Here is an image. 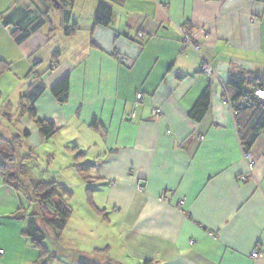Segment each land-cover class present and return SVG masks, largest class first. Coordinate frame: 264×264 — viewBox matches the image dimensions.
Wrapping results in <instances>:
<instances>
[{
	"label": "crops",
	"instance_id": "crops-1",
	"mask_svg": "<svg viewBox=\"0 0 264 264\" xmlns=\"http://www.w3.org/2000/svg\"><path fill=\"white\" fill-rule=\"evenodd\" d=\"M49 1L0 0V58L9 65L0 83L21 86L20 110V97L42 83L36 115L54 125L52 137H66L67 151L73 145L69 160L78 151L76 165H92L84 184L94 188L93 216L78 217V240L67 241L65 229L60 246L89 264H264V127L249 170L238 124L254 113L235 119L223 103L231 76H264V0H60L56 19ZM99 3L111 10L108 27L94 25ZM39 19L42 27L16 44L13 29L30 31ZM183 27L211 79L199 72L201 55L183 47ZM64 77L69 91L59 104L51 89ZM208 85L207 111L194 122L189 112ZM20 118L36 148L38 129ZM161 190L173 194L168 204L158 202ZM15 196L0 175V264H39L24 235L29 219L14 216L22 208ZM47 247L56 255L48 264H77L53 241Z\"/></svg>",
	"mask_w": 264,
	"mask_h": 264
},
{
	"label": "trees",
	"instance_id": "trees-1",
	"mask_svg": "<svg viewBox=\"0 0 264 264\" xmlns=\"http://www.w3.org/2000/svg\"><path fill=\"white\" fill-rule=\"evenodd\" d=\"M56 1L61 5L60 0ZM69 1L72 2V0ZM111 16L112 13L110 8L104 3H99L94 14V25L108 27L111 22ZM42 25L43 19H39L30 31H21L14 28L11 35L16 44H21L32 32L38 30ZM185 29L189 30L188 28ZM70 32L68 31L67 34H70ZM51 63H55L56 65L54 57ZM8 68L9 65L0 58V75L6 72ZM255 90L264 91V76L253 77L250 81L231 76L227 82L226 92L223 96V99H228V101L233 104L232 109L235 112V119H238L240 112L252 111L254 113L252 114V121L245 127H240V124H238V136L244 154L249 153V149L264 127V100L253 95ZM43 91L44 87L42 83L33 84L29 91L20 97V103L21 114H26L32 120L39 131L41 140H47L56 133V129L53 124L40 119L34 111V103ZM68 91L69 79L68 77H64L51 89V94L59 104H64L67 99ZM209 99L210 86L208 85L200 95L192 110L189 112V118L191 120L194 122L201 121L207 111ZM91 126L95 127V122H93ZM22 136L24 139L28 138L27 132L24 131ZM15 142L16 140H14V143ZM5 147H7L6 150H8V152L11 151L14 154V146L12 145L11 140L0 137V175L5 183L9 184L16 190L17 188L12 184L9 178L11 173L8 171V165H10L15 159L12 154L4 152ZM81 155V152L76 153L78 158L81 157ZM12 157L13 159H11ZM74 166L77 171L82 174L81 179L86 181L87 174L85 173H88L92 165L84 163ZM52 186V184H46L44 182H38L34 187L28 184V198L26 199L28 204L33 205V213H29L21 208L14 216L18 220L25 217L29 219L24 235L29 239L30 243L37 248L39 264H48L56 257L55 253L49 251L44 245L47 237L51 238V240L58 245L62 254L76 259L78 261L77 264H89L83 260L78 251L64 249L60 246V238L67 225L71 211L64 203L51 202L52 198L55 196ZM89 205L94 208L92 202H90ZM44 210L48 212L46 216L43 214ZM96 213L98 214V212Z\"/></svg>",
	"mask_w": 264,
	"mask_h": 264
},
{
	"label": "rangeland",
	"instance_id": "rangeland-1",
	"mask_svg": "<svg viewBox=\"0 0 264 264\" xmlns=\"http://www.w3.org/2000/svg\"><path fill=\"white\" fill-rule=\"evenodd\" d=\"M61 10H63L62 4L59 5L56 0H51L49 11H51L52 17L56 19ZM5 83H0V137L11 140L14 146V154L11 151L8 152L6 150L7 147L4 148V152L12 154L15 159L8 165V171L11 173L9 178L17 188L15 201L21 203L24 210L33 213V205L28 204L26 199L28 198V184L33 187L38 182L52 184L55 196L51 202L64 203L71 211L65 228L66 232L64 231L65 229L63 230L66 240L77 241L79 237L77 230H75L77 228L75 221L79 220L78 217L80 218L81 215L84 217L86 215L93 216L88 209L87 203H95L92 199L94 188L84 184L86 181L81 180L82 174L80 175V172L73 165L72 159L76 165L78 157L74 155L69 160L68 155H72L70 151L73 145L67 151L68 144L66 143V137L63 138L61 134H58L41 141V144L36 148L28 144L26 139L23 138V131L19 126L21 110L17 109L16 106L21 86L17 87L14 82ZM14 140H16L15 143ZM90 160V157H87L82 162H90ZM43 214L46 216L48 212L44 210ZM50 241V238L48 239L47 237L44 245L47 247V245L52 243Z\"/></svg>",
	"mask_w": 264,
	"mask_h": 264
},
{
	"label": "built area",
	"instance_id": "built-area-1",
	"mask_svg": "<svg viewBox=\"0 0 264 264\" xmlns=\"http://www.w3.org/2000/svg\"><path fill=\"white\" fill-rule=\"evenodd\" d=\"M179 32H180V36H181V41H182V45L184 48H191L193 49L195 52H197L199 55H201V46L200 45H196L193 41V38H192V33L185 29V28H180L179 29ZM142 37V34L139 33L137 34V38L140 39ZM207 34L204 33L203 34V38L207 39ZM56 68V65L55 63H51L50 64V69L51 70H54ZM199 72L207 79H211L214 74H215V71L214 69L210 66V64L207 62V60L201 55V62H200V65H199ZM261 93H264V91L262 90H255L253 92V95L256 96L257 98L261 99V100H264V95H261ZM137 100H140L142 98V95L141 94H138L136 96ZM223 103L226 104L228 107L232 108L233 104L230 103L228 101V99H223ZM162 115V112L160 109L158 108H154L152 110V116L154 118H159L160 116ZM130 118H133L134 117V113H131L129 115ZM166 135H170L171 131L167 130L166 132ZM199 140L202 141L203 138L202 137H199ZM243 156H244V159L249 167V170H251L252 168V165H253V160L250 156V154H244L243 153ZM240 180L242 182L245 181V178L244 177H241ZM173 198V194L171 192H167L166 190H161L159 195H158V202L160 203H163V204H168L171 199ZM182 201H179V204L182 205ZM1 253V252H0ZM250 257L253 259V260H257L260 258V255H259V252L257 250H254L252 251Z\"/></svg>",
	"mask_w": 264,
	"mask_h": 264
},
{
	"label": "snow or ice",
	"instance_id": "snow-or-ice-1",
	"mask_svg": "<svg viewBox=\"0 0 264 264\" xmlns=\"http://www.w3.org/2000/svg\"><path fill=\"white\" fill-rule=\"evenodd\" d=\"M261 95H264V93H261Z\"/></svg>",
	"mask_w": 264,
	"mask_h": 264
}]
</instances>
